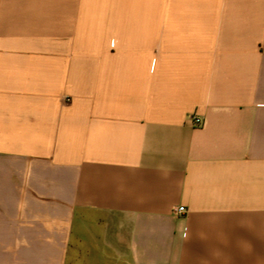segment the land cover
<instances>
[{"label": "crops", "instance_id": "0c3cea01", "mask_svg": "<svg viewBox=\"0 0 264 264\" xmlns=\"http://www.w3.org/2000/svg\"><path fill=\"white\" fill-rule=\"evenodd\" d=\"M0 264H264V0H0Z\"/></svg>", "mask_w": 264, "mask_h": 264}, {"label": "built area", "instance_id": "2783aa9c", "mask_svg": "<svg viewBox=\"0 0 264 264\" xmlns=\"http://www.w3.org/2000/svg\"><path fill=\"white\" fill-rule=\"evenodd\" d=\"M193 122H194V125H195V126H198V127L203 125V120H202V118H200V117H199L198 115H196V114H194V116H193ZM186 212H187V210H186V208L183 207V206H180V207L176 208V214H177L178 216H182V215L186 214Z\"/></svg>", "mask_w": 264, "mask_h": 264}]
</instances>
